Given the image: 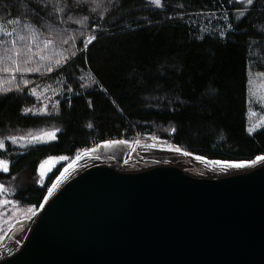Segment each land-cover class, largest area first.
<instances>
[{
	"label": "trees",
	"instance_id": "trees-1",
	"mask_svg": "<svg viewBox=\"0 0 264 264\" xmlns=\"http://www.w3.org/2000/svg\"><path fill=\"white\" fill-rule=\"evenodd\" d=\"M9 20L0 243L100 141L155 138L231 162L264 154V120L247 126V72L264 73V0H0V21Z\"/></svg>",
	"mask_w": 264,
	"mask_h": 264
},
{
	"label": "water",
	"instance_id": "water-1",
	"mask_svg": "<svg viewBox=\"0 0 264 264\" xmlns=\"http://www.w3.org/2000/svg\"><path fill=\"white\" fill-rule=\"evenodd\" d=\"M155 140L96 143L85 151L114 168L88 165L47 198L77 156L70 160L35 215L7 231L29 225L0 264H264V163L214 178L174 165L122 171L140 145Z\"/></svg>",
	"mask_w": 264,
	"mask_h": 264
},
{
	"label": "rangeland",
	"instance_id": "rangeland-1",
	"mask_svg": "<svg viewBox=\"0 0 264 264\" xmlns=\"http://www.w3.org/2000/svg\"><path fill=\"white\" fill-rule=\"evenodd\" d=\"M15 23L16 22L14 20L13 21L9 20V21H5V22L0 21V35L10 33L12 31V29L14 28ZM247 75H248V81H247V96H248L247 126H248V130L253 131V130H256L257 128H259L261 126V124L263 123V120H264V116H262V114H261V111L264 108V73L263 72H252V71L248 70ZM136 141H138V140H136ZM148 148L167 149L166 146H160L159 144H156V143L142 144L139 146L138 151H137L139 156L130 158L128 160V162L126 163V165H124L125 168L122 171H124V172H136V171H139L141 169H145V168L151 167V166H157V165L170 166L168 164H165V163L162 164L159 162H157L156 164L147 163L146 157H148V156H146V155L149 154V152H151V151H148ZM169 150H171V149H169ZM82 152H85V150H83ZM82 152H80V153H82ZM80 153H78L76 156H78ZM262 155H264V154H261L258 156H262ZM258 156H256V157H258ZM95 158H97L99 160V162L102 163L103 165L114 168V165H115L114 161L105 160V159H102L98 156H96ZM255 158H253L252 160H254ZM252 160H249V161H252ZM129 161L134 163V164L130 165L132 167H130L128 165ZM249 161H246V162H249ZM207 162H209V161H207ZM240 162H244V161H240ZM228 163H232V162H228ZM174 166H176V165H174ZM200 166L201 167L203 166L205 168V170H200L199 168L196 170L190 168V170H189L187 168H181L179 166L178 167L181 169H184L183 171H185L186 173H188L192 176H195V177H199V178H202V177L214 178V177H218L221 174L220 172H217V170L208 169L209 167L205 163H202ZM84 167H86V166H83L79 170L83 169ZM78 171H76V172H78ZM76 172H72L71 174L69 173L64 178L63 181H65L66 179H68L69 177L74 175ZM209 173H211V174H209ZM212 173H214V174H212ZM217 173H219V174H217ZM28 227H29V225H25V226H23V228L21 230H19L17 232L14 231V232L8 233V235L11 236V239H10V242H9L6 250L4 251V253L0 255V259L14 253L19 248L21 242L23 241V239L25 237V234L27 232ZM8 235L6 233V236H8ZM6 236L3 238L0 245L3 243Z\"/></svg>",
	"mask_w": 264,
	"mask_h": 264
},
{
	"label": "bare ground",
	"instance_id": "bare-ground-1",
	"mask_svg": "<svg viewBox=\"0 0 264 264\" xmlns=\"http://www.w3.org/2000/svg\"><path fill=\"white\" fill-rule=\"evenodd\" d=\"M149 154H147L146 159H151L155 160L156 162L159 163H165L168 165H176L181 168H187L190 170L191 169H200V170H205V168L200 166L202 163L207 164L208 169L210 170H217L221 173H236V172H243L246 171L252 167H255L261 163H264V159H257V158H264V155L256 157L254 160L249 161V162H207L204 159H197V157L182 153L177 150H169V149H158V148H148ZM255 161V163H253ZM93 164H102L99 162L97 158L91 155L90 152L85 151L80 153L71 163V167L68 170L67 174H71L72 172L78 171L80 168L83 166H88V165H93ZM134 163L129 161V166ZM244 165L243 167H234L232 165ZM184 170V169H182ZM194 170V171H195ZM189 172V171H188ZM207 172V171H206ZM213 172V171H212ZM191 173V172H190ZM208 173V172H207ZM211 174V173H209ZM214 174V173H212ZM219 174V173H217ZM66 173H64L54 184V186L51 188V191L47 195V198L61 185L62 181ZM221 175V174H220ZM219 175V176H220ZM11 236L8 235L6 236L5 240L3 243L0 245V255L4 253L6 250L9 242H10Z\"/></svg>",
	"mask_w": 264,
	"mask_h": 264
},
{
	"label": "snow or ice",
	"instance_id": "snow-or-ice-1",
	"mask_svg": "<svg viewBox=\"0 0 264 264\" xmlns=\"http://www.w3.org/2000/svg\"><path fill=\"white\" fill-rule=\"evenodd\" d=\"M152 3L154 5H156L157 7H159V6L162 5V0H152ZM246 3L248 5H251L253 3V0H246ZM92 39H95V37H91L89 39L88 43H91ZM58 63H59V61H58ZM49 71H51V69H49ZM33 94H35V93L33 92ZM48 135L51 138H54V136L52 134H48ZM34 139H38V138H34ZM121 143H123V141H121ZM2 147H3V144H2V142H0V148H2ZM185 154H187V153H185ZM197 159H202V158L197 157ZM257 159H264V158H257ZM253 163H255V161H253ZM232 166H234V167H243L244 165L241 164V165H232ZM0 167H2L4 171H7V164L4 161H2V160H0ZM41 167H43V165ZM70 167H71V165H70ZM65 171H67V169H65ZM41 179H43V176H41ZM49 191H51V189ZM29 211H32V210L29 209Z\"/></svg>",
	"mask_w": 264,
	"mask_h": 264
}]
</instances>
